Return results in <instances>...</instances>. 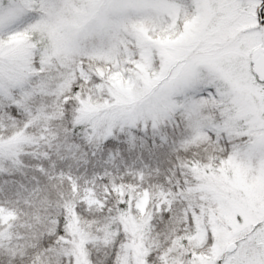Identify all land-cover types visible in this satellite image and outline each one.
Masks as SVG:
<instances>
[{
	"label": "snow or ice",
	"instance_id": "obj_1",
	"mask_svg": "<svg viewBox=\"0 0 264 264\" xmlns=\"http://www.w3.org/2000/svg\"><path fill=\"white\" fill-rule=\"evenodd\" d=\"M0 264H264V0H0Z\"/></svg>",
	"mask_w": 264,
	"mask_h": 264
}]
</instances>
